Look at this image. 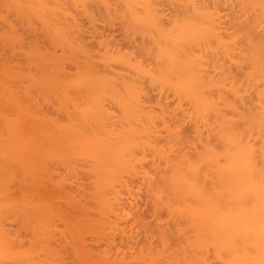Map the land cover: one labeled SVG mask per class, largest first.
<instances>
[{
    "label": "bare ground",
    "instance_id": "6f19581e",
    "mask_svg": "<svg viewBox=\"0 0 264 264\" xmlns=\"http://www.w3.org/2000/svg\"><path fill=\"white\" fill-rule=\"evenodd\" d=\"M14 1L16 2L17 6H18L17 15H18V17L23 19L22 25L24 26V28H28L27 29L28 32L31 31V33H29V34H31L30 36L36 35L34 38L30 37L32 40L30 41L29 46L34 48V49H37L38 55L40 57L39 58L40 62L37 65H33L30 62L28 56L26 55L27 56L26 62H27L28 67L30 69L28 78L31 79V83H32L26 88V92L29 95L28 99H46V97H49L47 99H64L62 102L65 101L67 103L64 102V104H63L64 106L63 105H61V107L59 106V108L57 109L58 113L61 110H63L65 105L67 106L72 99H74V101L73 102L71 101V103H76L77 101L81 102L82 101L81 99H85V97H86V99H91V97L95 96V94L93 92H91L92 90L96 91V94L99 95V98L103 95L102 97L105 99L106 95L108 94L109 95V97H107V99H108V98H110V94L107 92H111L112 98L114 96H116L114 94H117L118 98H120V100H127L129 98L132 99L135 95L136 98L138 100H140L138 102V100L135 99L134 105H136V106H135V108H133L134 110H132L130 108L132 111H129L131 115H134V116L138 115V116H136L135 119H138V118L139 119L136 120L134 123V121H133L134 119L132 118L131 120L133 121V123H131L132 121H129L130 120V118H129L128 122H127V126H122L125 123L121 124V122H119V124H121V126H114V125H118L117 121L114 125L110 123V125L112 127L111 132H109L107 130H103V129L107 128V127H105L107 125V124L105 125V123L106 122L108 123V121H109V120L106 121L107 117L109 116V115L107 116V114H106V112L109 111L108 109L104 110L106 112H104L103 110L101 112L102 114L103 113L106 114V115L105 114L102 115V116H104V115L107 116L106 118H103L101 115H99V114H101L100 112L98 114H96V115H99V117L97 118V116H96V118L97 119L100 118L101 123L103 122L101 120V118H103V120L106 119L100 125V126L104 125L103 126L104 128L100 129L99 128L100 126H98V130L96 129L97 127L94 128L95 130H93L92 126H94V125L90 124V122H91V120L92 121L97 120L95 118V114L94 115L84 114L85 110H82V111L80 110L82 107V105L80 103H77L75 105L70 103L71 105H68L69 106L68 110H70L73 107V108H75L74 109L75 112H78V111L80 113L83 112V115H84L83 118L84 119L82 121H86V123H89V124H86L83 122L82 124H84V125L80 124L81 125V127H80L78 123L82 122V121L79 122V120H80L79 116H81V115L76 114L77 119H79L77 122L76 117H73L70 114V113H73L74 110L70 113L68 112L69 117H67L68 119H66V122H69V121L70 122H69L68 126L66 125V130L68 131V133L71 134V136L75 135L78 137H80V136L82 137L84 135L83 137L84 138L86 137V139L88 138L89 141H92V139H94V141H92V142L97 141V143H99V142H101L102 139H103V142H105L104 138H107V137H103L101 135L104 131V133L105 134L107 133V135L109 133V136H111V135L113 137L116 136L115 138H117V139H119L121 136H123L120 138V140L126 139L128 141V139H130V141L128 144H126L127 141L125 140L123 142L124 143V145H123L121 141L116 140V141H114L115 143L113 142V144H111V146L113 145L114 148L116 147V145H119V146L121 144L123 145L119 148L116 147L115 149L112 146L113 153L115 151L113 156H115V158H118V156L120 155L119 156L120 159H118L119 161L115 160L116 161L115 163L119 162V164L117 163L118 165H116V166H119V168L116 167L114 164V168H116V169H114V170H116V171H114V173L117 172L115 174H118V175L120 174V176L122 175L121 179H120V177L118 178V176H115V174H114L113 180H111V181H105V178H102L101 180H104V181H101L100 179L97 178L96 181H93L92 183L91 182L86 183V181H84L85 183H82L81 181H83V180H81L79 183H76L75 186H71L68 189L67 196L63 198L64 200H66V202L69 206V208L67 209V214L65 215L66 220L68 221V218H69L68 216H71V219H72L71 222L73 223L72 226H73V228H74V226L76 228L75 231L71 232V234H67L66 232L62 231L61 234L59 235V238L55 240V243H53L55 245L54 246L55 249L59 248L60 249L59 252L61 254H63V253L65 254V261H68L65 264H142L143 262L141 260L144 259L145 257L140 258L137 255L139 258L138 257L136 258V254H137L138 249H140V251H139L140 253H143V254L148 253V255L153 254L152 246L154 243L151 242V239L149 238V236L153 237L154 232H155L154 228L151 226L149 221H147L153 230V233H152V231L150 233L151 229L149 227H146L147 223L145 220L140 219L139 216H138L139 219H137V216H135V215H134L135 217L132 216L133 215L132 214L133 208L130 209V207H131V205H133V203L131 202L129 205L130 206L129 210H132V211L127 210L128 205L127 204L125 205V203H127V202L122 201L123 199L121 198L124 194L122 195L120 189H118V186H116L114 184V183H120L121 187H125V189L127 191H129V188H130L129 194L132 193V191H131L132 187L130 186L131 185L130 182L128 180L126 181L125 177H124L125 180L122 179L123 175H124L123 173H125L126 171L128 172L129 171L128 169L133 170V168H134L133 171H135V169H136L135 167L138 168V166L140 167V166H142V164H143V166H145L146 163L145 162L142 163L141 162V161H143L142 159L148 160L146 158L148 156H149L148 158H151L152 155L154 157H155V155L159 156V157H155L153 159V160H155L154 162L158 161L159 162L158 164H160L161 163L160 160H164V162L167 163V166L169 167L168 170L163 172L161 170V166H163L162 164H164V163H161L160 165H158L157 163H154L153 160L148 161L150 163L153 162L154 164H157L160 167V170L162 172V173L160 172L161 176L159 175V172H158V175L161 177V178L159 177V181L160 180L161 181L159 182L158 187H156V191L161 193L159 198L162 197L163 196L162 194H164V193L165 194L166 193H170V194L176 193V194L180 195V197H179L180 200L181 199H182V201L185 200V201H183V203L187 202L189 210L191 212L195 213V216L190 214V213L189 214L195 218L194 229H195L196 237H197L198 241H199V237H200V241L203 239L201 241V243H197L198 241L196 242L197 245L200 244V247L202 248V252H204V253L207 252V250L204 249V247L205 248L207 247L206 246V240L208 238V235L211 234L215 238L216 242H217V239L220 238L218 248L219 249L223 248V249H225L223 251H227V253L229 252L226 259L224 258L226 264H264V0H240V3H239L240 5H238L240 8L243 6V9L245 10V11L243 10L244 12L241 13L242 15L250 14L251 16L248 15L249 19H250V17H252V16L253 17L251 18V21H249V23H244L243 26L244 27L247 26V28H243V26H242V29L240 30L242 35H243V32H245V30H246V34L244 33V35H243V37L245 39L244 42L246 43V45L245 44L243 45L244 50H242V51H240L238 48V50L240 51L239 55L242 54L243 51H244V53L246 52V54L240 55L239 56L240 60H239L237 58L238 53H236V52H238V50L236 49L237 51L236 50L234 51L235 52L234 57H235V59L237 58L238 62H235V61H233V62L235 64L239 63V65H240L241 59L243 58L244 60L242 59L243 60L242 63L247 62L249 64V66H248L249 69L248 68L247 69L250 71H247V70L245 71L247 64H245L246 67L244 64L241 66L242 69H244V70L239 68V66L237 65L239 70H242L241 72L243 74L245 72L248 73V74L246 73L247 75H245V74L242 75V73L241 72L239 73V71H238L236 74L237 75L241 74L239 77L243 76V78H244V76H246V78H244V79H246V81L245 80L239 81V77H237V75H235L236 71H234L235 69L238 70V68L237 67L235 68L234 66H233L234 68H232V66H230V68H228V69H230L229 71H231V68H232L234 75H235L234 77L238 78V80L235 79V82H236V80H237V82L239 81L242 83H244V81L247 82L246 85H245V83L243 84L246 87V91H249L251 89L253 91V93H255L254 90L257 89V88H255V86L257 87V85H255V84H257V82L259 83L258 86L259 85L262 86V88H258V89H260L258 91V96H259L258 98H260L258 100V102L260 101L259 103L261 104V108L257 109L259 107L258 106L256 108V110H257L256 113H251L249 115L246 114V117L243 116L242 118H243V121L245 119V121H244L245 124H242L243 125L242 127H239L241 125L238 126L234 122L235 120L232 119L233 117L231 119L230 118L228 119V117H227L228 115H226V111H225V110H227L228 107L225 108L226 107L225 104H227V103H224V102H226V101H224L226 97L224 98V96H222L224 99L223 98H222L223 100L221 99L223 101L221 104L224 103L223 104L224 107L219 103H218V105H216L215 104L216 101L215 102H213V100L211 101V99H214V97H216V99H218L217 98L218 96L211 94V89L209 90V88H212V86H213V87H217V88L219 87L221 89V86L224 85L223 83L219 84V86L217 85L221 81L217 82V80H216L217 76L216 75H218V74L220 75V73L218 72L215 75H213L214 73L211 74V71L209 72V70H207V68H208L207 65H206L207 67L204 68L205 62L203 61L204 64L202 63V61L200 62V60H202V59L198 58V60H199L198 61V60H196L197 58H194L195 56L189 57L190 54L193 55L197 51L194 53H190L189 52L190 49L184 50L187 47L186 48L182 47L183 45H185L184 42L187 43V40L189 42L190 39L192 40L194 37L196 38L195 34H198L197 35L198 37H204V38L211 37V39H212V37H215V39L217 38L219 41L217 44V42H215L213 39V41L216 43V45H218L217 47H219V45L223 44L224 47L220 46L222 49L224 48L223 53L228 55V58L231 55L233 57V54L230 55L228 53H231L232 52L231 50L234 49V47H233V45H230L233 48H231L230 46H229L230 47L229 48L227 46L228 44H226V42L224 41V36L220 33V31H218L219 29H217L218 24L216 26L217 28L212 26V25L209 26V23L206 22L205 18H203V19H205L204 24L205 23H206L205 25L208 24V26L211 28L210 29H196L195 25L193 24L194 25L193 27H195V29L193 28V33L195 36L192 33H191L192 35L191 34L190 35L194 36V37L187 35L190 33L189 32V33L185 34V37H186L185 38L184 35L182 36V34H180L181 31L178 30V32L180 31L179 34L182 36V39L180 40V37L177 36V34H178L177 33L176 37L179 39L177 42H175V41H173V42H175V44L176 43L179 44L178 43L179 41L181 43H184L183 45H180L181 43L179 45L176 44V46H180L182 50L179 49V47H176L173 42H171V43H173V46H175L177 49L183 51L186 54V55H184V59H183V56H181L183 54V52L181 53L180 51L172 50L175 48L173 46L171 49L172 52L170 51V49L169 50L163 49L162 45H164V44L162 42H167V38H168V35H165V32H164V36L167 37L166 41H165V37L163 39L162 38L163 36L161 37L159 34V36L161 37L160 38L156 34V36L162 40V42L160 40L162 45L159 44V42H158L159 40H157L158 43L155 41H154V43L152 42L153 46L151 43L150 44H144L145 39H147V42L153 41V39H151V38H144V39L141 38L140 40L144 41V42H141V41H139V42H141L143 44L137 42L138 41V39H137L136 42L138 43L139 46L137 47V43H136V46H135L136 48L134 47L136 49V51L132 47L134 49V52H135V53H133V52L132 53L136 56L135 58H138V61H137V59L133 58L134 56L132 55L131 52H130V54L132 56V61H131V56L129 53H128L129 55H126V53L122 54V55L124 57L130 56L129 57L130 59H127L130 62H133V60H134L135 62H133V63H136V61L140 62V60H141V61H144V63L149 62L148 63L149 65L153 64V66H155V67L151 66L154 69L152 68L153 70H151L149 72L147 70L149 68V66H148V68H146L147 66H145L143 64V62H140L139 64L138 63L134 64L135 66L138 65L136 68L134 67V65L132 66V64L129 62V64H131L130 66H132V67H129V69H132L134 67V69H133L134 73L131 75L132 77H134V79L132 78L131 80L129 79L130 81H127L126 80L127 78L122 77L123 81L125 80L124 82H122L121 81L122 78H121V80L118 77L112 78V76L110 77L109 74L113 73L116 76H121L122 73L124 74V72L119 71L120 69L117 70L120 65H121V67H123V64H121V62L124 60L123 59L124 57H121V56L116 57V53H118V52H115L116 59L114 58L115 62H113V64H112V61L110 62V60H113V59H110V58H112L114 56L111 55V53L108 54L110 51H108V52H106L107 50H104V52L102 51V49L107 48L109 46H112V45L108 46L109 42L107 44H103L101 42L100 46L98 44L99 49L95 45H93V46L91 44L85 45V40H84L85 38H83L82 30H81L84 28L80 27V26H84V24L79 26L76 23V22H78V20L74 21L75 17H73L72 13H71V11L74 10V8L77 6V4L74 5V3H73V6H75V7L72 10L70 9V7L68 5L70 2L72 3L73 0L72 1L68 0L69 2L66 0L68 4L64 3L65 2L64 0H60L61 2L58 0H14ZM83 1L85 2L88 0H74V2L78 3V4H80L81 2H82L81 4H83ZM91 1L90 2L88 1V2L92 5ZM111 1L109 4L110 6H111ZM122 1L124 2L127 0H122ZM128 1H127V3H128ZM149 1L150 0H148L147 5L145 3V5L147 7H144V8H147V12L152 11V13H151L152 15H153V13H155V14L159 13L161 15L163 13L162 11H164V10H161V13H160V11H157V9L155 8V7H157L156 4H154L156 1H154V0H153L154 2L152 0H151V2H149ZM202 1L203 2H201V3H204V1L206 2L207 0H202ZM215 1H217V0H215ZM233 1H235L237 3V0H233ZM96 2H98V1L95 0V4L98 5V3H96ZM102 2H103V0H102ZM143 2H144V0H143ZM161 2H162V4L160 3L161 6L165 4V3L163 4L164 1L161 0ZM194 2H196V0ZM208 2L210 3L211 1L208 0ZM100 3L101 2H99V4ZM139 3H140V1H139ZM156 3H158V2H156ZM219 3H221L220 5L224 4L223 2H219ZM104 4H106V3H103V5L102 4L101 5L106 7V5H104ZM113 4H116L115 0L113 1ZM117 4H121V3L119 2ZM117 4L114 5V8H115V6H117ZM132 4H134V2L133 3L131 2V5ZM160 4H157V5H160ZM215 4L217 5V2L214 3L213 5L215 6ZM124 5H126V3H124ZM129 5L130 4H128V6ZM187 5L188 4H186V6ZM189 5H191V3ZM189 5H188V7H186L187 9L189 8L187 12L190 11ZM193 5H194V3H193ZM213 5H211V6L213 7ZM81 6H83V5H80V6L78 5V10L80 7V8H82V11H83L84 10L83 8L85 6H83V7H81ZM93 6L95 7V5H92V8H93ZM122 6H123V4H122ZM122 6H121V8H123V7H124V9L127 8V6L126 7L125 6L122 7ZM132 6L130 9H133L132 10V13H133L136 6L134 8H132ZM143 6H144V4H143ZM196 6H197V4H196ZM204 6L207 10V7L205 4H204ZM207 6H208V4H207ZM211 6H209V9ZM98 7H99V5L96 6V8H98ZM138 7L140 8V4ZM200 7L201 8H199V5H198V8L202 9V6H200ZM186 8L184 5V9H186ZM219 8H220V6H219ZM119 9H120V7L118 9H116V11H118ZM181 9L182 8H180L179 11H181ZM184 9H183V11H184ZM212 9H211V11H212ZM214 9L216 10V8H214ZM214 9H213V11H214ZM69 10H71V11H69ZM93 10H90V12H92ZM106 10H108V7H107V9L105 8V11ZM128 10H129V8H128ZM138 10L137 11L139 13L140 9H138ZM141 10H142V7H141ZM158 10H159V8H158ZM241 10H242V8H241ZM99 11L101 12L102 10H99ZM166 11H168V10L166 9ZM191 11H192V5H191ZM211 11H210L211 15L209 14L210 15L209 19L211 16L217 14L216 13L217 10L214 12L215 14H212ZM250 11H252V12L255 11L256 15H255V13L252 15ZM80 12H78V13H80ZM85 12H86V10H85ZM90 12H88V13H90ZM141 12H144V11L142 10ZM165 12H164V14H165ZM206 12H205V16H206ZM82 13H84V12H82ZM82 13H81V15H82ZM110 13L111 14L113 13V15H111ZM120 13H122V12H120ZM144 13H140V14H144ZM183 13H185V11ZM200 13L203 16L202 12H199L198 14H200ZM31 14H33V16L39 18L41 24H43V22H41V21H44L45 18L47 19V21L49 20V22L55 27V29H57L56 31H58L59 33L62 34V36L60 35V37L61 38L63 37V39L66 41V43H67L66 46H67V49L69 50L68 52H71L73 55H75L77 58H74V60L77 59V61H74L72 58H70V59H72L71 61H73L72 63H70V60H67L68 65L67 64H66V66L62 65L64 62L66 63V61H64V62H61V61L69 59L68 55H70V54H66V53H68V52H65L66 50L63 52L61 50L60 51L61 56H59L60 53L58 54V52H59L58 48H60V47H57V44L54 43L55 39L53 40L52 37H55V36L53 34H52V37L50 36L51 35L50 31L52 29L51 26H50L51 27L50 30H48L49 28L46 29L47 31H45V32L47 34H44V36H41L42 33H40L41 34L40 36L43 39H41L40 36L37 37V34H38L37 32H40L39 31L40 28L43 29L42 27L45 26L44 28H47L48 26H46V22H45L46 20H45L44 21L45 24L40 25L41 26V27L39 26L40 28H38L37 26L33 27L34 21L31 19V17H32V16H30ZM106 14H108V13L106 12ZM116 14H119V12H116ZM116 14H115V12H109V16L111 15V17L115 16ZM159 14H156V15L160 16ZM201 14L199 16H201ZM167 16L169 17V15H167ZM189 16L192 17L191 15H189ZM205 16H203V17H205ZM217 16H218V14L215 15V18H217ZM248 16L247 17L245 16L247 18V20H249ZM89 17H91V15ZM149 17H150V15H149ZM242 17H244V16H242ZM42 18H44V19L41 20ZM150 18L152 20V17H150ZM194 19H195V17H194ZM209 19H207V20H209ZM17 20L20 21L19 19H17ZM157 20H158V18H157ZM169 20H168V24H167V21H166V23L164 22L165 23V25H163L164 30H163V28H159V29L157 28L156 33H159V32L161 33V29L163 31L167 30L168 32L172 31V30H168V29L165 30V26L167 25V27H168L170 22H172ZM247 20L245 22H248ZM153 21H151V23ZM161 21H163V20H161ZM179 21H181V20H179ZM199 21H201V20H199ZM211 21H209V22H211ZM215 21H216V19H215ZM49 22H47V23L50 24ZM212 22H214V21H212ZM147 23L149 24L148 21H147ZM184 23L186 24V22H184ZM154 24H157V22L155 21ZM188 24H190V23H188ZM161 25L162 24H160V27H161ZM191 25H192V23H191ZM157 26H158V24H157ZM151 27L153 28V26H151ZM155 27H156V25H155ZM206 28H207V26H206ZM259 28H260V30L262 28V30L261 31L258 30ZM179 29H180V27H179ZM163 31H162V34H163ZM187 31H189V30H187ZM32 32H34L35 34L33 33V35H32ZM84 32H83V34H84ZM152 32L155 33L154 30L151 31V33ZM173 32L175 33L177 31L175 30ZM59 33H58V35H59ZM151 33H150V35H151ZM237 34H239V36H241L240 33H237ZM219 35L222 37L219 38ZM48 36H50V38H48ZM156 36L154 35L153 38L159 39ZM171 36H169V38ZM188 36H190V37L187 38ZM239 36H238V39H239ZM45 37H47V39ZM176 37H175V39H176ZM183 37L185 40H183ZM230 38L231 39L229 41V37H228L227 43L231 42V40H233V41H235V39L238 40L237 38L234 37V35L233 36L231 35ZM49 39H50V42L48 44L47 40H49ZM149 39H151V41H149ZM41 40H42V42H41ZM44 40H46V42ZM51 40H53L52 43H51ZM64 40H63V42H64ZM171 40H173L172 37L168 41H171ZM182 40H183V42H182ZM205 40L206 39H204V41L202 40V43H205ZM193 41H194V39L192 41H190L189 43H187V46H188V44H190L191 45L190 48H192L193 47L192 45L195 42V41L194 42ZM38 42H40L39 43L40 45H41V43H46L48 46H50L51 44L54 43L53 45H55V46L54 47L50 46V48L52 49V51H51V49L47 45L44 46L46 48H44V47L42 48V45L40 46L38 44ZM55 42H56V40H55ZM202 43H200V44H202ZM235 43L233 42L232 44H235ZM243 43L238 42V43H236V45L241 44L240 46L243 48V46H242ZM129 44H130V42H129ZM132 44H134V42H132ZM154 44L155 45L157 44L158 47L155 46ZM166 44L168 46V43H166ZM126 46H127L128 50L129 49L131 50V48H130L131 46L128 47V44L127 45L122 44L121 47H119L118 44L115 45V47L118 50L120 49L119 54L121 51L122 52L124 51V48ZM169 46H170V44H169ZM169 46H168V48H169ZM209 46H211V48L215 49L214 47H212L213 45H209ZM165 47L166 46H164V48ZM200 48H204V46L199 47V49ZM206 48H209V47L207 46ZM53 49H54V51H53ZM209 49H207V51L204 53L205 56H206V53H209V55L212 53H214V55L220 54V53L213 52L214 51L213 49H212L213 51H211L212 53H210V52H208ZM195 50L196 49H194V51ZM115 51H116V49H115ZM125 51H126V49H125ZM129 51H126V52H129ZM173 51H175L176 53ZM185 51L189 52V56H188L187 52H185ZM198 51H200V50H198ZM203 51H205V50H203ZM220 51H222V50L220 49ZM101 52H103L104 54H101ZM177 52H180L179 53L180 55H178ZM191 52H193V50H191ZM197 53L202 54L203 53L202 49L200 52H197ZM223 53H222V55H223ZM71 55H70V57H71ZM195 55H197V54H195ZM214 55L212 54L209 57L210 58L211 57L216 58L217 55L216 56H214ZM226 55H224V56L227 57ZM243 55H245V56L241 58V56H243ZM66 56L68 58H66ZM80 57H82V59H80ZM202 57L203 56H201V58ZM60 58H63V60ZM205 58L203 57V59H205ZM218 58H219V56H218ZM222 58H221V60H222ZM57 60H59V61H57ZM125 61H126V59H125ZM125 61H123L122 63H124ZM128 61L125 62L124 64L127 65L126 63H128ZM210 61H212V58L210 59ZM217 61H216V65L219 63L220 59L218 62ZM115 63H118L117 65H119V66L116 67L117 65ZM147 63H145V64H147ZM212 63L214 64V62H212ZM129 64L127 66H125L126 68L125 67L124 68L127 69ZM206 64L211 65V63H208V62ZM220 65L222 66L223 63ZM220 65H217V67L216 66L214 67V65H213V67L209 66V68H213L214 70L216 68L219 71L221 68ZM218 66L220 67L219 69H218ZM141 67H144V68H141ZM151 67L149 68V70L151 69ZM225 67L227 68V65ZM17 68L20 69L19 64H17ZM138 68H139V71H138ZM155 68L159 69L160 71L156 70ZM226 68H225V70H226ZM136 69L138 72L135 71ZM222 69H224V68H222ZM141 70L144 72L146 71L145 73H143V74H145V76H143V77H142L141 73H140L141 76L138 74ZM118 71L121 74H119ZM152 71L156 72L157 75H158V73L160 74V78H159V76L156 77L157 75L155 76V78H158V79L162 78L161 77L162 72L164 75H166V73L169 74V75H166L169 77H164L162 75L165 79H169L175 75H178L176 77H180V76L184 77L185 76V78H187L184 80V82H186L188 84V86L190 88L189 90H192L196 94L200 93V97L201 96L203 97V99H200V98L199 99H192V103L189 102V104H192L194 106V110L192 111L194 113H191V114L193 116L196 115L194 117H198L197 119H202L205 122L209 117L210 118L212 117V119H213V117H215V121L218 124L217 125L218 127L216 128L217 130L216 129L215 130L218 131V129H219V134L215 133L214 129H213L214 132L210 131V133L213 132V133H211L212 135H215V134L219 135L216 137L217 138L220 137V139L222 140V143L220 142L221 143L220 145H223L222 149L219 150V148H218L219 145L218 146L216 145L217 146V148H216V147L212 146L213 144L212 145L207 144V146L204 148L203 147L205 145L204 143L208 142V141L204 142L203 140H201L202 139L201 138L199 141L204 142L202 144L203 146H201L204 149L201 152L198 150L199 151L198 152L195 148V150L198 153L196 151L195 152L192 151L195 154L189 153L191 151L188 152L187 148L188 147L190 148V146H191V145H189L190 143H192V142L194 143L195 140L197 141V138H196L197 136L195 137L194 141H193V138H191L192 142H190V141L187 142L188 140L186 139L185 131L187 133V136L190 135L189 134L190 132L183 129V126L185 124L182 125L183 123H181V126H180V125H177L178 122L174 123L175 125H173L171 123L172 124V127H171L172 129H171L170 123L168 125V123L165 120L166 118H167V120H169L175 114H177V116H178L180 114V112L177 111L176 108H174V109H176L175 111H177L179 114L178 113L173 114L174 110H173V112L171 110L170 112H172V116H171V114H167V113L166 114L164 113L165 114V116H164L163 112H161V114H163V115L158 113L161 115V116L160 115L158 116V114L155 113L157 110L155 112L153 111L152 113L148 111V109L145 107V104H142L141 99H152V97L150 96L151 94L150 95H148V94L152 93L153 90L152 89L148 90L147 87H149V86H147L148 84L146 82V81H150V80H151V82L155 81V80L158 81V79L152 80L146 75L147 72H149V74H150ZM226 71H228V70H226ZM213 72H217V71L215 70ZM221 72H222V70H221ZM128 73H130V72H128ZM128 73H126V74H128ZM137 74L139 76H137ZM153 74H155V73H153ZM224 74H222V75L226 76V72ZM227 74H233V73L231 71V73L229 72ZM170 75H171V77H170ZM131 76L128 75V78ZM135 77H137L139 79V81H138V79H135ZM140 77L142 79H144V81H145L144 82L146 84L145 88H144L145 85L142 86L144 83H141V85H139L140 84L139 82L142 81ZM226 77H227V80H229V82H230L232 80L231 77H233V76L230 75V77H228V76H226ZM148 78L150 80H148ZM218 78L220 79V77H218ZM163 79H162V82H163ZM224 79H226V78L224 77ZM242 79H240V80H242ZM78 80L79 81L82 80V81H80L81 83H77V82H79ZM179 80H180V78H179ZM215 80H216V82H215ZM117 81H118V83H119V81L122 83L117 84ZM157 81H155L156 84H157ZM224 81H226V80H224ZM233 81H234V79H233ZM233 81H232V83H234ZM17 82H18L17 76H15L14 81H13V89L14 90H17V88H18ZM222 82H223V80H222ZM260 82H261V84H260ZM158 83L160 84L161 82L159 81ZM242 83H238V85L242 84ZM151 84H149V85H151ZM105 85H109V86L112 85L110 87H113V88H110V90L112 89V91L114 93L109 90L108 86L105 89H108L109 91L104 90V87H106ZM215 85H217V86H215ZM225 85H224V88L226 87ZM238 85L234 84V86H238ZM243 85H241V86L239 85L241 87L239 89V91L242 89ZM161 86H162V83H161ZM229 86H227V88H230ZM122 87L125 88V90ZM150 87L152 88L153 86H150ZM150 87H149V89H150ZM252 87H253V89L254 88L255 89L253 90ZM219 88L217 90H219V93H220L221 91ZM232 88H233V86H232ZM121 89H123L125 91V92L123 91L125 93L123 95L124 96L126 95V97L129 96V95H127L128 93H126V92L130 93V91H131L132 93H130V94H133L134 92L137 94L134 93L133 95H131L132 98L129 96V98L126 99V97H124L122 94H119V93H122L120 91ZM126 89L128 91H126ZM146 89L148 92L150 91L149 93L146 91L148 94H144L145 93L144 91ZM235 89H237V88L235 87ZM165 90L170 92V90H167V89H165ZM234 90L233 89L231 90V88H230V90L227 92H232ZM141 91L144 93H141ZM214 91H216V90H214ZM223 91H226V89ZM239 91L235 90L233 92V94H235V97L245 98L243 95L241 96L239 94L242 92V90L240 92ZM159 92L161 93L160 96H162L163 90H161ZM227 92H226L227 95L224 92L225 96L231 97V95H233V94L229 95V93H227ZM104 93H106V94H104ZM242 93H244V91ZM246 93L247 92H245L244 95ZM120 95H121V97L123 96V98H121ZM142 95L145 98H143ZM220 95H222V94L220 93ZM220 95H219V97H220ZM255 95H256V93H255ZM165 96H166V94L164 95V98L166 99ZM167 96H168V94H167ZM233 97H234V95L231 98L233 99ZM235 97H234V99H235ZM161 98H154V99H161ZM220 98L218 100H220ZM68 99H71V100H68ZM78 99H80V100H78ZM228 99H226L227 102H228ZM236 99H238V98H236ZM75 100H76V102H75ZM177 101H180V100H177ZM143 102H144V100H143ZM181 102L183 104L182 99H181ZM166 105L168 106L169 104H166ZM192 105H190V106H192ZM68 106H67V108H68ZM70 106H71V108H70ZM79 106H80V109L78 110V108H76V107H79ZM193 106H192V108H193ZM219 106L220 107L222 106V108H224V109L220 108ZM229 106H230V108L235 110L236 105L235 106L231 105V102H230ZM136 107H137V109H136ZM176 107H182L180 109L181 110L183 109V105L178 106V103H177ZM144 108H146V109H144ZM135 109H136V111H135ZM190 109L191 108L188 109L189 110L188 113H190ZM65 110H67V109H65ZM166 110L167 109H165V111ZM183 110H185V108ZM188 110H186V112ZM234 110H233V112H234ZM144 111H148L149 113H146ZM157 112H159V111H157ZM166 112H168V111H166ZM186 112H183L182 114H180L179 116L181 118H179V119H177V116H175L176 119L182 120V117H183V119L185 117H187L188 115L185 116L187 114ZM227 113L229 114V111H227ZM183 114H185L184 115L185 117L181 116ZM168 115H170L169 119H168ZM141 116L144 117L143 118L144 120L140 119ZM172 118L175 119L174 117H172ZM235 118H237V117H235ZM116 119H118V118H116ZM116 119H114L113 121L115 122ZM185 119H187V118H185ZM185 119H184V122H187L189 120V119H187L185 121ZM119 120L123 121V119H118V121ZM162 120H164L163 121V122H165L164 124H163ZM194 120H195V118L193 119V121ZM239 120L241 121V119H239ZM110 121H112V120H110ZM138 121L141 122V124ZM160 121H161V123H160ZM195 121L193 123L191 120V121H189V123L192 122L194 124V126L192 125L193 128L196 127L194 129H198V130L201 129L200 127H202L203 124L201 125L200 123L202 121L201 120L198 121V123L200 122L199 123L200 125H198V123H197L199 128H197V125H195L196 124ZM212 121L213 120H211V123L214 124V122H212ZM157 122L160 123L161 127H163L166 124L168 125V126L166 125V127H163V128H166L165 129L166 133H169V134H166L167 139L164 136H162V138L160 137L161 139H159V137L156 136V134L158 136H159V134L165 135V133L162 132V131H164V129L162 128L161 130H159L158 129L159 126H156ZM170 122H172V119L170 120ZM236 122L238 123L237 120H236ZM129 123H131L132 125L134 124L133 127L131 124L128 125ZM138 123L140 124V126L143 123L144 124H143V126L138 128V125H137ZM208 123L209 122H206L205 126ZM216 123L214 125H216ZM186 124H188V123H186ZM213 124H211V125H213ZM85 125H87V126H85ZM135 125H136L137 129H136ZM128 126H129V128L126 131V133H128V134L124 133L123 131H120L122 128H123V130H125L124 127L127 128ZM209 126L210 125L208 124L206 127H209ZM64 127L65 126H63V129H64ZM85 127H91L93 130V132H92L93 134L91 133L92 130H90V132H89V130H88L89 128L84 129ZM114 127H116V129L117 128L120 129L121 127L122 128L120 130H118V129L116 130ZM173 127H175V128H173ZM211 127H213V126H211ZM113 128L118 132V134H116V131ZM130 128L133 129L134 136H133V134H131ZM134 128H135V131H134ZM213 128H215V127H213ZM86 130H88L89 133ZM207 130L208 131L212 130V128H210V129L207 128ZM95 131L96 132L98 131L99 135H98V132L96 134ZM201 131L203 132L202 129L199 130V132H201ZM121 132H122V135H121ZM194 132H195V130H194ZM113 133H115L116 135H114ZM208 134H209V132H207V136H208L207 138H210V136ZM129 135L130 136L132 135V136L130 137ZM204 135L206 136V133ZM254 135L255 136L258 135L257 137L260 139V144L258 147H255L251 143V138ZM98 136H99V138H98ZM101 136H102V139L100 140ZM128 136L130 138H128ZM153 136H156L158 139H156V137H153ZM89 137L91 140L89 139ZM188 137H190V136H188ZM198 137H199V135H198ZM131 138H134L133 139L134 141ZM95 139H96V141H95ZM189 140H190V138H189ZM212 140L213 139H210V141H212ZM218 140H216V141H218ZM160 141H161V143L165 142V143H163L164 146L161 147L162 144H160ZM116 142L117 143L119 142V143L117 144ZM185 142H186V144H185ZM187 143L189 146L186 148ZM213 143H215V142H213ZM166 145H167V149H170V152L173 153V155L176 154V158L172 154H169V153L167 154L168 150L166 149ZM184 145H186V146H184ZM177 146H178V149H177ZM197 148H200V147H197ZM116 149H118L119 152ZM116 151L118 152V154L116 153ZM140 155H142V156H140ZM150 155H151V157H150ZM169 155H171V157ZM141 157H142V159H141ZM172 157H174V158L172 159ZM157 159H159V160H157ZM139 162H141L142 164ZM137 163H139L140 165H138ZM153 163L150 164L152 167H153ZM157 165L154 166L153 168L157 167ZM168 167H166V168H168ZM144 168L146 169V167H144ZM117 169H119V170H117ZM154 170H153V173H155ZM142 173H144V172H142ZM140 174H139V176H140ZM86 175H87V173H86ZM145 175L146 174H144V176ZM144 176H142V177H144ZM149 176H152V175H148V179L151 178V180H149V182L150 181L155 182V180L158 179L157 178L155 180L154 179L152 180L153 176L152 177H149ZM116 179H118V180H116ZM143 179L146 180L145 178H143ZM148 179L146 180V184L148 182ZM131 180H132V178H131ZM149 182H148V184L151 185V182L150 183ZM154 182H152V185H151L152 187H154L153 185L156 183V182L155 183ZM157 182H158V180H157ZM146 186L148 187V185H146ZM139 187H141V186H139ZM3 189L5 190V188H3ZM66 189L67 188H65V190ZM110 189H113L112 192L109 191ZM153 189H155V188H152V190ZM153 191H155V190H153ZM165 194H164V196H165ZM170 194H168V195H170ZM131 196H133V195L131 194ZM181 196L183 198H181ZM165 197H163V198H165ZM163 198H161V199H163ZM223 199L226 201H224ZM135 200H136V198L133 201L134 203L136 202ZM0 201H2L1 198H0ZM168 201H169V199H168ZM128 202H130V201L128 200ZM0 205H4L6 207L5 209L3 208V206L0 207V210H1L0 215H1V213H3L2 215H3V217H5L4 213L6 212L5 214H7L10 212L9 206L4 202H1ZM133 206H134V209L137 208L136 207L137 203L134 204ZM138 208H141V207H138ZM155 208H157V207H155ZM5 220L7 221V218ZM139 220H141L143 222H138ZM144 222L146 223L144 226L146 227L147 231H146L145 227H141V228H144L143 230L146 232H148V229H150V230H149V236L147 235V238H145L149 242L146 241V243H144V245H143V242L140 239L141 236L139 235L140 232L138 233V231L136 230V225H134V224L137 223V226H138L140 223L144 224ZM81 223L86 225L85 229L80 228ZM141 224L139 226H141ZM1 226H2V224H1ZM133 226L135 227V229H133ZM99 227L102 228V229H100V231H102V232L104 230L105 231L103 233L102 232L101 233L95 232L97 234L96 235L94 233V230H95V228H97V230L99 231V229H98ZM108 228H109V230H108ZM0 230H1L0 232H2V230H4V232H6L5 229H0ZM97 230H95V231H97ZM134 230H136L137 233ZM4 232H2V233H4ZM83 233H85L84 235L86 237L88 236V234L90 236L91 235L94 236V237L91 236L93 241L87 242L86 241L87 238H85V236L84 237L82 236ZM93 234H95V235H93ZM145 234H147V233H145ZM200 234H201V236H200ZM0 235H2V234L0 233ZM8 235L9 234H4V236L2 235V237H0L1 238L0 239V264H3V262H2L3 259H9L7 261L10 262L11 259L7 258V257L10 256L9 253L10 254L14 253L15 252L14 249H16L15 247L9 248L10 247L9 244H13L14 241L12 242L13 239H11L9 237L11 235H9V236ZM144 236H146V235H144ZM7 237H9V239ZM95 237H98L97 240L94 239ZM165 237L167 238V235H165ZM165 237H164V239H165ZM102 238H104L105 240H103ZM9 240H10V242H8ZM87 243H89L91 245H89ZM13 245H11V246H13ZM240 247H243V249H239ZM10 249H12L14 252H10V251H12ZM144 250L147 252H145ZM186 251L187 250H185V254H184V252H182V255H184L183 258L179 257L180 260L175 261V262H178L179 264H182L181 262H183V261H184V264H196V263L197 264H208L207 263L208 261H206L207 259H205L204 254L202 252H196L194 255H190V253L188 254ZM173 254L178 255V253H173ZM173 254H171L172 257H170V258L167 257V259L165 258L166 264H171V262L174 261ZM218 254L221 255L222 253H218ZM179 255H181V254H179ZM13 256H11V258H13V259L16 256L19 257V252H15L13 254ZM178 256L174 257L175 260L178 258ZM169 259H171L172 261L169 262ZM191 260H194V261H191ZM8 262H4V264L5 263L9 264ZM178 263H175V264H178ZM144 264H149V262H144Z\"/></svg>",
    "mask_w": 264,
    "mask_h": 264
},
{
    "label": "rangeland",
    "instance_id": "374dc122",
    "mask_svg": "<svg viewBox=\"0 0 264 264\" xmlns=\"http://www.w3.org/2000/svg\"><path fill=\"white\" fill-rule=\"evenodd\" d=\"M58 1H60V0H58ZM64 1H63L64 3H67L68 0L67 1L64 0ZM88 1L90 2L91 0H88ZM88 1H85V2L83 1V4H81L82 2L81 3L79 2L80 4L75 3L74 0H73L72 3L71 2L69 4L67 3L71 10L75 7V6H73V3H74V5L77 4V6L74 8V10H72V11L69 10V11H71L72 16L75 17L74 21L78 20L79 23L78 22H76V23L79 26L84 24V26H80V27L84 28V29H81V30H82V36H83V38H85L84 39L85 40V45H88V44L89 45L91 44L92 46L95 45L98 49H99L98 44L100 46L101 42L103 44H107L109 42L108 46L112 45V46L107 47L108 49L107 48L102 49L103 52H104V50H107L106 52L110 51L108 54L111 53V55L114 56V57H112L110 55L112 57L110 59H113V60H110V62L112 61V64H113V62H115L114 58L116 59V57H118V56L124 57L122 54L126 53V55H129L130 52L131 53L132 52L135 53L134 49L136 48L135 47L136 43L141 41L140 40L141 38H143V39L144 38L153 39V41H151V39H149V41H151V42H147V39H145V42L141 41V42H144V44H150L151 43L152 46H153L154 41L157 42V40H159L158 41L159 44H161V45H162V43L164 44V45H162L163 49H167V50L170 49V51H171L173 43H174L175 46L177 44V43L175 44V42H177L179 38L176 37V34L177 33L179 34L180 31H181L180 34H182V36L184 35V37H185V34H187L189 32L190 33L187 34V35H190L191 33L194 35L193 28L195 29V27H196V29H210L211 27H209V26L212 25V26L216 27L217 24H218V26H217L218 28L217 27L216 28L219 29L218 31H220V33L224 36V41L226 42V44H228L227 46L229 47L230 45H233V47H234V49H232V50L230 49L232 52L230 51L231 53H228L230 55L233 54V57L231 55L228 58V55L223 53V49L224 48L223 49L221 48V47H224L223 44L219 45V47H217L218 45H216L215 42H217V44H218L219 41H218L217 38L215 39V37H212V39H211V37L204 38V37H198L197 36L198 34H195L196 35V38H195L194 37L195 35L191 36L192 35L191 34L190 36L194 37L193 38L194 41L197 39L195 42L193 41L194 42V44L192 45L193 49L190 48L191 47L190 44H188V46H187V43H189L193 39L192 40L190 39L189 42L186 39L187 43L184 42L186 46L183 45L184 43H181L180 41L178 43L179 44L181 43L180 45H183L182 47H184V48L187 47L184 50H189L190 49V51H189L190 53H194L196 51L200 52L201 49H202L203 53L202 54L201 53L198 54L196 52L195 54H197V55L190 54V56H189V52H187V51H185V52H187L189 57H191V56L194 57L195 56L194 58H197L196 60H198V58L202 59V60H200V62L202 61L203 64L205 62L204 68H206L208 66L207 70H209V72L211 71V74L214 73L213 75H215L218 72L220 73V75L218 74L219 76L216 75L217 76L216 77L217 82L221 81L217 85L219 86V84H222V83L224 85L226 84L225 88H224V85H222L223 87L220 85L222 90L218 87L220 89V91H221L220 93L222 95H220L219 90H217L218 89L217 87H213L212 86L213 89L209 88V90L211 89V94H213L215 96H218L217 97L218 99L221 97L220 100L216 99V97H214V99H211V101L213 100V102H215V101L217 102V103L215 102L216 105H218V103L221 104L223 102L222 100L226 97L225 100H224L226 102H224V103H227V104H225L226 105L225 108H227V107L229 108V109L227 108V110H225L226 111V115H228L227 116L228 119L229 118L231 119L233 117L232 119L235 120V121L234 120L233 121L238 126L241 125L239 127H242L243 126L242 124H245V122H244L245 119L243 121L242 117L243 116L246 117V114L249 115L251 113H256V111H257L256 108L258 106L259 107L257 109L261 108V104L259 103L260 101L258 102V100L260 99V98H258L259 97L258 96V91L260 90L258 88H262V86H260V85L258 86L259 83L257 82V84H255V85H257V87L254 85L255 88H257V89L254 88L255 89L254 90L253 87H252V89L255 91L256 95H255V93H253V91L251 89L249 91H246V87L243 85L244 83H245V85L247 83V82H245L246 79H244V78H246V76H244V78H243V76L239 77L241 74H239V75L236 74L238 71L240 73L242 70H244L241 67L243 64L244 65L247 64V67L245 65V67H246L245 71L246 70L250 71V70H248L249 69V67H248L249 64L247 62L246 63L245 62L242 63L243 60H244L242 57H244L245 55L241 56V58L243 59V60L241 59V63L242 64L240 63V65H239V63L235 64L233 62V61L238 62L237 58L240 60L239 56L242 55V54H246V52L244 53V51H243V53L239 55V52L244 50V46L243 45L244 44L246 45V43L244 42L245 39L243 37L244 33L246 34V30H245V32L242 31L243 35L241 34L240 30L242 29V26L244 25V23H249V21H251V18L253 17L252 16L249 19L248 15H250V14H247V15H242L241 14L245 10L243 9V6L241 7L242 10L238 6V5H240L239 4L240 0H237V3L235 1H233V0H221V1L220 0L219 1L218 0L217 1L210 0L212 3L211 2L209 3L208 0L206 2L204 1V3H201V2H203L202 0H196V2H194L195 0L194 1L193 0H190V1L189 0H167L169 3L166 0H162V1H164L163 4L164 3L166 4V5L165 4L162 5L163 7L161 6V4H162L161 0H159L160 2L158 0H154V1L158 2V3H156V2L154 3L157 6V7H155L157 9V11H160V13H161V10H164V11H162L163 13L161 15L159 13H156V14H159L160 16H157L155 13H153V15H152L151 14L152 11H150V12L148 11L147 12V8H144V7H147L146 5L148 3V0H144V2H143V0L142 1L141 0H133V1L132 0L128 1L127 0L128 3H127V1L123 2L122 0L121 1L120 0H118V1L115 0L116 4L119 3V2L121 3V4H117V6H115V8H114V5H116V4H113L114 0H112V1L111 0H103V2H102V0H96V1H98L96 3H98V5H99L98 8L99 9L96 8V6H98V5L95 4V0L91 1L92 5H95V7L93 6V8H92V5ZM110 1H111V6L112 7L109 5ZM139 1H140V3H139ZM99 2H101V3L99 4ZM131 2L132 3L134 2V4H132L133 6L131 5ZM149 2H151V0ZM213 2L214 3L217 2V5L215 4V6H214ZM219 2H223L224 4L220 5L221 3H219ZM103 3H106V4H104V5H106V7L102 6ZM124 3H126V5H124ZM145 3H146V5H145ZM190 3L192 5V11H191V5H189ZM193 3H194V5H193ZM195 3L197 4V6H196ZM122 4L125 7L127 6V8L124 9ZM128 4H130V5L128 6ZM139 4H140V8L138 7ZM143 4H144V6H143ZM157 4H160V5H157ZM186 4H188L189 7H190V11H191V12L189 11L190 13L187 12L189 8L188 9L186 8V7H188V5L186 6ZM204 4L206 5L207 10H206ZM207 4H208V6H207ZM210 4L213 5L214 8H216V10H217L216 13L218 14L217 18H215V15H217V14L214 13L216 10ZM78 5L79 6L80 5L85 6L83 8L84 10L82 11V8H80V7H79V10H78ZM184 5H185L186 9H184ZM198 5H199V8H201L200 6H202V9H199ZM83 6H81V7H83ZM121 6L123 8H121ZM131 6H132V8H134L136 6L135 7L136 10L134 9L135 12L133 11V13H132L133 9H130ZM209 6H211L210 9H209ZM216 6L218 8L220 6V8L218 9ZM104 7L106 9L108 7V10L105 11ZM117 7L118 8L120 7V9H119L120 11L119 10L116 11V9H118ZM141 7H142V10L145 13L141 12L142 11ZM179 7L182 8L181 11H179V9H180ZM128 8H129V10H128ZM137 8L140 9L139 13H138L139 10ZM158 8H159V10H158ZM212 8L214 9V11H213ZM166 9L168 11H166ZM183 9H184L185 13H183L184 12ZM208 9L210 11L212 9L211 13L215 14V15L211 16L210 19H209V16L211 14H210V11ZM85 10H86V12H85ZM90 10H93L92 11L93 13L90 12ZM99 10H102L101 11L102 13ZM17 11H18V6H17V4H16V2L14 0H0V184H1L0 185V191H1L0 192V198L2 200V201H0V203L1 202L6 203L9 206V209H10V212H9L10 214L9 213L5 214L6 213L5 212L4 213L5 217H3V215H2L3 213H1V215H0V223L2 224V226L0 224V229H5L6 232H7L6 233V232H4V230H2V232H4V233H2V232H0V233L3 236H4V234L11 235V236H9V235L8 236L11 239H13L12 242L14 241V243H13L14 245L13 244H9V246H10L9 248L15 247L16 248V249H14L15 252H19V257L16 256L13 259V258H11V256H13V254L15 252L12 249H10V250H12L10 252H14L12 254L9 253L10 256L7 257V258H10L11 261L8 262L7 260H9V259H3L2 262H3V264H4V262H8L9 264H65L66 262H68V261H65V254L64 253L61 254L59 252L60 251L59 248L55 249L54 248L55 245L53 243H55V240L59 238V235L61 234L62 231L66 232L67 234H71V232L75 231L76 228H75V226H74V228L72 226L73 223L71 222V220H72L71 216H68L69 217L68 221L66 220V216L65 215L67 214V209L69 208V206H68L66 200H64L63 198L67 196L68 189L71 186H75V184L79 183L81 180H83V181H81L82 183H85L84 181H86V183L87 182H91L92 183L93 181H96L97 178L100 179V180L102 178H105V181L113 180L114 174L117 173V172L114 173V171H116V170H114V169H116V168H114V164H115V166L119 164V162H117L118 164L115 163V162L119 161L118 159H120V157H119L120 155L118 156V158H115V156H113L115 151L113 153V150H112V146L113 145L111 146V144H113L114 141H116V140L118 141L119 140L124 145L123 142L126 140V139L125 140H123V139L120 140V138L123 137V136H121L119 139L115 138L116 136H114V137L112 135L109 136V133L107 135V133L105 134L104 131H103V133L101 135L103 137H107V138H104L105 142H103V139H102V136H101L100 140L101 139L102 140H101V142H99L100 144L97 143L96 139H95L96 142H92V141H94V139H92V141H89L88 138L86 139V137L85 138L83 137L84 135L82 137L81 136L78 137V136H75V135L71 136V134L68 133V131L66 130V125L68 126L70 121L66 122V119H68L67 117H69L68 112L69 113L72 112L75 108H73V107L71 108V106H70L71 109L68 110L69 109L68 105H71V104L75 105L77 103H80L82 105L81 109H80V106L76 107V108H78V110L80 109L81 111L85 110L84 114H87V115H94L95 114V118H96V116L98 118L99 115L102 116L103 114H105V113H103V114L101 113L102 110L104 111V110L108 109L109 110L108 112H106V111H104V112H106L107 116L109 115L108 116L109 118L107 116H105L106 114L104 115L105 117L104 116H102V117L103 118L107 117V120L104 119L106 121L109 120L108 123L107 122L105 123V125L106 124L108 125V126L106 125L105 127H107L109 129L111 127L110 123L114 125L116 123V121H117L118 125H114V126H121V124H124V123L126 125L124 124L122 126H127V122H128L129 118H130L129 121H132L131 119L133 118L134 119L133 120L134 123H135L136 120L139 119L138 117H137L138 119H135L136 116H138V115L135 114L136 116H134V115H131L130 112H129V111L134 110L133 108H135V106H136V105H134V103H135L134 101L137 98H136L135 95H134L135 98L133 97L134 99L131 97V95H133L135 93L134 92L133 94H130V93H132L131 91H130V93L129 92H126V93H128L127 95H129L132 99H130L129 96L128 97H126V95L124 96L123 94H125L124 93L125 92L124 91L125 88H123V87L122 88L124 90L121 89L120 91L122 93H119V94H122L124 97H126V99L129 98L127 100H120V98H118L117 94H114L116 96H114L112 98L111 92H107V93L110 94V98L107 99V97H109L108 94H107L108 96L106 95L105 99L102 97L103 95L99 98V95L96 94V91L92 90L91 92H93L95 94V96L91 97V99H86V97H85V99H81L82 100L81 102H78V101L76 102V100H75L76 103H71V101L73 102L74 99H72V100L68 99V100H71L70 101L71 104L69 103L67 105L68 108H67L66 105H65L64 108L62 107L63 110H61L59 113H58L57 109L59 108V106L61 107V105L64 104L65 101L62 102L64 99H47L49 97H46V99H28L29 95L26 92V88L32 83H31V79L28 78L30 69H29L28 64L26 62L27 61V56H28L30 62L33 65H37L40 62L39 61L40 57L38 55L37 49H34V48L29 46V43L32 40L30 37L34 38L36 35L34 36L33 35L34 32H32L33 36H30L31 34H29V33H31V31L28 32V30H27L28 28H24V26L22 25V20L23 19L18 17ZM78 12H80V13H78ZM82 12H84V13H82ZM88 12H90V13H88ZM106 12L108 14H106ZM109 12H115V14H116V12H119V14H116L115 15L116 17L115 16L111 17V15H113V13L112 14L110 13L111 15L109 16ZM120 12H122V13H120ZM164 12H165V14H164ZM199 12H202L203 16H205V12H206V16L203 17L201 13L200 14H201L202 17L199 16L200 15V14H198ZM250 12H251L252 15L254 13L256 15L255 11H253V12L250 11ZM81 13H82V15H81ZM140 13H144V14H140ZM90 15H91V17H89ZM149 15H150V17H152V20L149 17ZM167 15H169V17ZM189 15H191L192 17H190ZM30 16H32L31 19L34 21V23H33L34 26L33 27L37 26L38 28H40L41 27L40 25H44L45 24L44 21L46 20L45 21L46 22V26H48V27L44 28L45 27L44 26V27H42L43 29L40 28V30H39L40 32H37L38 33L37 37L41 35L40 33H42L41 36H44V34H47L45 32V31H47L46 29L49 28L48 30H50V28L52 27V29L50 31V33H51L50 36L52 37V34L55 36V37H52L53 40L54 39L56 40V42L54 40V43L57 44V47L61 48V49L58 48V50H59L58 54L60 53L59 56H61V52H60L61 50H62V52L65 51V50H66L65 52L69 51L67 49V46H66L67 45L66 41L63 39V37L62 38L60 37V35L62 36V34L59 33L58 31H56L57 29H55V27L49 22V20L47 21L46 18L45 19L42 18L41 20L44 19V21H41V22H43V24H41L39 18L33 16V14H31ZM242 16H244V17L248 16L249 20H247L246 17L244 18ZM194 17H195V19H194ZM213 17L216 19V21H215V19ZM157 18H158V20H157ZM203 18L206 19V22L209 23V26H208V24L205 25L206 23L204 24L205 19H203ZM17 19H19L20 21H18ZM167 19L168 20L170 19L169 21H172V22H170L168 27H167V25L165 26V30L166 29L172 30V31H169L170 33L167 30L163 31L164 30L163 25H165L166 21H167V24H168V20ZM207 19H209V20H207ZM150 20L151 21L154 20V21L151 23ZM161 20H163V21H161ZM179 20H181V21H179ZM199 20H201L202 22L199 21ZM211 20L214 21L215 23L212 22ZM246 20L248 22H245ZM147 21L149 22V24L147 23ZM155 21L157 22L158 26H157V24H154ZM209 21H211L212 23L209 22ZM47 22H49L50 24H48ZM162 22L163 23L165 22V23L163 24ZM184 22H186V24ZM188 23H190V24H188ZM191 23H192V25H191ZM160 24H162L161 27H160ZM193 24L195 25V27H193L194 26ZM155 25H156V27H155ZM151 26H153V28ZM206 26H207V28H206ZM179 27H180V29H179ZM157 28L158 29L159 28H163V30L161 29V33L158 30L157 31L159 33H156V29ZM243 28H247V26H245V27L243 26ZM153 30L155 31V33L152 32L153 33L152 34L151 31H153ZM175 30L177 32L174 33L173 31H175ZM178 30H180V31L178 32ZM187 30H189V31H187ZM258 30H260V28ZM261 30H262V28H261ZM162 31H163V34H162ZM83 32H84V34H83ZM164 32H165V35H168V38L166 36H164ZM58 33H59V35H58ZM150 33H151V35H150ZM237 33H240V35L242 37L239 36V34H237ZM156 34H157V36H159V34H160L161 37L163 36L162 37L163 39L165 37V41H166V38H167V42H162V40L160 39L161 37L160 36H159L160 38L157 37ZM178 34H177V36L180 37V40H181L182 36L180 34L179 35ZM154 35L157 38H159V39L153 38ZM220 35H219V38L222 37ZM231 35L232 36L234 35V37L237 38V39H238V36H239V39L236 40L234 38L235 41L231 40V42L227 43L228 42V37H229V41H230V39H231L230 36ZM41 36H40V38L43 39ZM50 36H48V38H50ZM169 36H171L173 40L168 41L169 39H171V37L169 38ZM174 36L176 37V39H175ZM190 36H188L187 38H189ZM184 37H183V40H185ZM45 38L47 39V37H45ZM203 38L206 39L205 43H202V40L204 41ZM137 39H138V41H137ZM213 39H214L215 42L213 41ZM53 40H51V43L53 42ZM63 40H64L65 43L63 42ZM160 40H161L162 43L160 42ZM183 40H182V42H183ZM44 41L46 42V40H44ZM47 41H48V44H49L50 39L47 40ZM173 41H175V42H173ZM41 42H42V40H41ZM129 42H130V44H129ZM132 42H134V44H132ZM141 42H139V43H141ZM171 42H173V43H171ZM233 42L234 43L235 42L236 43H238V42L239 43H243L244 42L242 44L243 48L240 46L241 44L240 45L239 44L236 45V43L232 44ZM39 43L40 42H38V44ZM166 43H168V46L170 44L171 47L169 46V48H168ZM200 43H202V44H200ZM53 44H51L50 46L54 47L55 45H53ZM117 44L119 45V47H121L122 44H126V45L128 44V47L131 46L130 47L131 50L129 49L130 50L129 51L127 49V46H126L124 48V51H123L124 53L121 51L122 53L120 52V54H119V50L120 49L118 50L115 47V45H117ZM141 44H143V43H141ZM179 44H177V45H179ZM41 45H42V48H43L47 44L46 43H41ZM209 45H213L212 47H214L215 49L211 48V46H209ZM50 46H48V47L50 48ZM138 46L139 45L137 43V47ZM155 46L158 47L157 44ZM164 46H166V47L164 48ZM175 46H173V47H175ZM201 46L202 47L204 46V48H200L199 49V47H201ZM207 46L210 49L206 48ZM132 47L133 48L135 47V48L133 49ZM176 47H179V49H181L180 46H176ZM230 47L233 48L232 46H230ZM44 48H46V47H44ZM175 48L172 49V50H177V51H180L181 53L183 52V51H181L182 49L179 50V49H177V48L175 49ZM238 48H239L240 51L238 50ZM115 49H116V51H115ZM125 49H126V51H129V52H126ZM194 49H196V50L194 51ZM197 49L200 50V51H198ZM207 49H209L208 52H210V53H212L211 51L214 50L213 52L220 53L221 55L220 54H218V55L216 54L217 55L216 56V55H214V53H212L214 56H216V58L215 57L214 58L211 57L212 61H210L211 58L209 56H211L212 54L209 55V53H206V56L204 54L207 51ZM220 49L222 51H220ZM236 49L238 50V52H236V53H238L237 54L238 56L236 55L237 58L235 59V57H234L235 56V52L234 51ZM191 50H193V52H191ZM203 50H205V51H203ZM51 51H52V49H51ZM53 51H54V49H53ZM135 51H136V49H135ZM103 52H101V54H104ZM115 52H118V53H116V57H115ZM173 52H175V51H173ZM180 52H177V54L180 55L179 54ZM133 53H132V55L134 56L133 58L137 59V61H138V58H135L136 56ZM222 53H223V55H222ZM66 54H70L71 55L72 53L68 52ZM70 55H68L69 59H66V58H68L66 56V58H65L66 60H63V58H60V59L63 60V61L60 60L61 62L66 61V63L65 62L63 64L61 63L62 65L66 66V64L68 65L67 60H70V63H72L73 61H71V60L72 59L74 60V58H77L73 54L71 55V57H70ZM184 55H186V54L183 52V54L181 55V56H183V59H184ZM224 55H226L227 57H225ZM130 56H131V54H130ZM130 56H128V57L125 56L123 58L124 59L123 61H125V59H126L125 62H127L128 61L127 59H130L129 58ZM201 56H203L204 58L206 57V58L203 59V57L201 58ZM218 56H219V58H218ZM70 58H72V59H70ZM221 58H222V60H221ZM80 59H82V57H80ZM219 59H220V61H219ZM215 60L219 61V63L217 65H220V64L223 63V65H222L223 67L221 65H220L221 68L218 66V69L220 68L219 71L215 68V70L217 72H213L215 70L213 68H209V66H211L213 64L212 62H214V64H213L214 67L215 66L217 67ZM57 61H59V60H57ZM74 61H77V59H75ZM131 61H132V56H131ZM137 61H136V63H138V64L140 62H143V64L145 66H147L146 68H148V66H149V68L151 66H153V64L149 65L148 64L149 62L148 63L145 62V63H147V64H145L144 61H141V60H140V62H137ZM122 62H121V64H123V67H121V65L120 66L117 65L118 63H115V64L117 65L116 67L119 66L117 70L120 69L119 71L124 72V74L122 73L121 76H116L115 74L111 73V74H109L110 77L111 76H112V78L113 77H116V78L118 77L120 80L123 77V78H127L126 79L127 81H130L132 78L134 79V77H132L131 75L134 73L133 72L134 67L136 68L138 65H136V66L134 65V64H136V63H133V62H135L134 60H133V62L128 61V63H126V64L128 65L129 62H130L132 64V66L134 65V67L132 69H129V67H132V66H130L131 64H129V66L127 68L128 70H127V69H125L126 68L125 66H127V65L124 64L125 62L124 63H122ZM207 62L211 63V65L206 64ZM17 64L20 65V69L17 68ZM213 65L211 67H213ZM226 65H227V68L225 67ZM237 65L242 70H239ZM230 66H232V68H234V67L238 68V70L237 69L234 70V71H236L235 75H237V77H239V81L245 80L244 83L239 82V81L237 82L238 78L234 77L235 75H234V72H233L232 68H231V71H232L233 74H227L229 72L231 73V71H229L230 69H228V68H230ZM153 67H155V66H153ZM153 67H151L150 70H149V68L147 70L150 72L151 70L154 69ZM141 68H144V67H141ZM222 68H224V69H222ZM225 68L228 71H226ZM155 69L160 71L157 68H155ZM221 70H222V72H221ZM119 71H118V73L121 74ZM135 71H137V69ZM138 71H139V68H138ZM141 71L138 74L140 75V73H141L142 77L145 76V74H143V73H145L146 71L145 72L144 71L141 72ZM154 71H152V72L155 73V74H153L152 72L150 74H149V72H147L148 74L146 73V75L152 80L158 79V78H155L157 73L154 72ZM128 72H130V73H128ZM225 72H226V76H228V77H230V75L233 76V77H231L232 80L230 82H229V80H227L226 76L222 75ZM126 73H128V74H126ZM246 73L247 72H245L244 74L247 75L248 73L247 74ZM138 74H137V76H139ZM244 74L242 73V75H244ZM128 75H130L131 77L128 78ZM162 75L164 77H169V76H166V75H169V74L166 73V75H164L163 72H162L161 73V77L162 78L158 79V81L155 80V81H157V84H156L155 81H152L153 82L152 83L151 80L148 78V80H150V81H146L147 84H148L147 86H149V87L153 86V87L152 88L150 87V89H149V87H147V88H148V90L152 89L154 92L152 91V93H149L150 91L148 92L147 89L144 91L145 93L141 91V93H144V94H148V93H149L148 95L151 94L150 96L152 97V99H141L142 100V104H145V107L151 113L153 111L155 112L156 110L159 111V112L156 111L155 112L156 114H158V113L161 114V112H163V114L167 113V114H171V116H172L173 110H174L173 114L178 113L177 111H179L180 114H182L183 112H186V110H188L189 108H191L190 109V113H188L189 112V110H188L186 112L187 113L186 115L183 114L181 116H184V115L185 116H187V115L189 116L191 113H194V112H192L194 110V106L192 104H189V102L192 103V99H199V98L203 99L202 96H201L202 98L200 97V93L196 94L192 90H189L190 88H189L188 84L186 82H184V80L187 79V78H185V76L184 77H182V76L176 77L178 75H175V76H173L174 77L173 78L170 75V77L172 79L171 78L165 79ZM15 76H17V81H18L17 82V85H18L17 90L13 89V81H14ZM158 76L160 78V74L159 73H158V75L156 77H158ZM218 77H220V79ZM224 77L226 79H224ZM123 78L121 80L122 82L125 81V80L123 81ZM179 78H180V80H179ZM135 79H138V78L135 77ZM162 79H163V82H162ZM233 79H234V81H233ZM235 79H237L236 82H235ZM240 79H242V80H240ZM141 80L142 81L139 82L140 83L139 85H141V83L145 82L144 79L141 78ZM216 80H215V82H216ZM222 80H223V82H222ZM224 80H226V81H224ZM80 81H82V80H80ZM80 81L77 82V83H81ZM138 81H139V79H138ZM159 81L162 83V86H161V83L160 84L158 83ZM232 81L234 83H232ZM122 82L119 81V83H122ZM119 83L117 81V84H119ZM238 83H242V84H239L240 86L243 85L242 89H241L242 92L243 91H244V93L247 92L245 95L242 92L239 93L241 96L243 95L245 98H243V97H235V94H233V92L235 90L239 91V89L241 88L238 85ZM149 84H151V85H149ZM234 84L238 85V86H234ZM260 84H261V82H260ZM217 85H215V86H217ZM231 85L233 86V88H232ZM105 86L106 87H104V90H106V91H109L110 88H113V87H110L112 85H110V86L109 85H105ZM107 86H108L109 90L105 89V88H107ZM142 86H144V88H145L146 84L144 83ZM227 86H229L231 88V90L232 89L234 90L235 87L237 89H235L232 92H227V91L230 90V88H227ZM159 88L161 90H163V94L164 95L166 94V96H165L166 99L164 98L163 94H162L163 97L160 96L161 93L159 91H161V90ZM165 89L170 90V92L166 91ZM225 89H226V91H223ZM214 90H216V91H214ZM110 91H112V89ZM126 91H128V90L126 89ZM224 92H225V94H226V92L229 93V95L233 94L235 99H234V97H233V99L231 98L233 95H231V97L225 96ZM104 94H106V93H104ZM135 94H137V93H135ZM167 94H168V96H167ZM219 95H220V97H219ZM123 96L121 97V95H120L121 98H123ZM144 96H143V98H145ZM222 96H224V98ZM154 98H161V99H154ZM236 98H238V99H236ZM181 99L183 101V104L181 102ZM226 99H228V102H227ZM78 100H80V99H78ZM143 100H144L145 103L143 102ZM177 100H180V101H177ZM139 101L140 100H138V102ZM230 102H231V105H234V106L236 105L235 110L230 108V106H229ZM65 103H67V102H65ZM177 103H178V106H182L183 105V109L185 108V110H183V109L181 110L180 108H182V107H176ZM166 104H169V105L167 106ZM223 104H221V105L223 106ZM188 105L189 106L192 105L193 108H192V106L189 107ZM222 106L221 107L219 106V107L222 108ZM146 108H144V109H146ZM174 108H176L177 111H175L176 109H174ZM65 109H67V110H65ZM136 109H137V107H136ZM136 109H135V111H136ZM165 109H167L166 111H168L169 113L166 112ZM222 109H224V108H222ZM171 110H172V112H170ZM233 110H234V112H233ZM148 111H144V112L149 113ZM227 111H229V114L227 113ZM78 112H75V110H74V112L70 113V114L73 117H76V114L77 115L80 114L81 115V116H79L80 120L77 119V117H76V119H77V122H78V120H79V122H81L84 119L83 118L84 115H83V112L82 113H80V112L78 113ZM99 112L101 114L96 115ZM160 114H158V116ZM163 114H161V115H163ZM165 114H164V116H165ZM179 115L178 116H177V114L173 115L172 117H174L175 119H173L172 117L169 119L170 115H168V119L169 120H167V118L165 120L168 123V125L170 123V128L172 127V124L175 125L174 123H176V122H178L177 125H180V126H181V123H183L182 125L185 124L183 126V129H185L188 132H190L189 133L190 135H188L190 137H188L187 133L185 131L186 139L188 140L187 142H189V141L192 142L191 138H193V141H194L195 137L197 136L196 137L197 141L195 140L194 143L192 142V143L189 144V145H191L190 148L188 147L189 146L188 143H187V146L184 145V146H186V148L188 147L187 148L188 152L191 151L189 153L195 154L194 152L196 150L197 151L199 150L201 152L207 146V144H209V145L213 144L212 146H214L216 148L219 145L218 146L219 150L222 149L223 145H220L222 143V140L220 139V137L219 138L216 137V136H219L218 135L219 134V129H218V131H216L217 130L216 128L218 127L217 126L218 124L215 121V117H213V119H212V117L211 118L209 117L207 119L208 121L206 120V122H209L208 124L210 125L209 127H206L208 124L205 126L206 122L203 121L202 119H197L198 117H194L196 115L193 116L191 114L189 117L188 116L187 117L184 116L185 118L189 119L187 122H184L185 118L183 119V117H182V120H177V119L181 118ZM142 116L140 118L141 120L144 118ZM175 116H177V119H176ZM235 117H237V118H235ZM103 118H101V120L104 122ZM116 118L123 119V121H121V120L118 121V119H116ZM194 118L196 120V121L194 120L196 122L195 125H197L199 120L202 121L201 123L199 122L201 125L203 124V126L200 127L203 130V132L201 131L202 133L199 132V130H201V129L198 130V129H194L196 127L193 128V126H194L193 119ZM114 119H116L115 122L113 121ZM171 119H172V122H170ZM187 119H185V121ZM239 119H241V121ZM110 120H112V121H110ZM191 120H192L193 123L192 122L189 123V121H191ZM211 120H213L212 122H214V124L216 123V125L211 123ZM236 120L238 121V123L236 122ZM133 121L131 123H133ZM163 121L164 120H162V122ZM83 122L86 123V121H82L81 123H78L80 127H81L80 124H82ZM119 122H121V124H119ZM102 123L100 121V118L97 119V120H93V121L91 120V122H90V124L94 125V126H92L93 130H95L94 129L95 127H97L96 129L98 130V126H100ZM131 123H129L128 125H130ZM139 123L141 124V122H139ZM139 123L137 124L138 128L143 126V124H144L143 123L140 126ZM157 123H156V126H159L158 127L159 130H161L163 127H166V125H167L166 124L163 127H161L160 126L161 121H160V123H158L159 125ZM164 123L165 122H163V124ZM186 123H188V124H186ZM199 123H198V125H200ZM86 124H89V123H86ZM211 124H213V125H211ZM82 125H84V124H82ZM133 125H132V127H133ZM198 125H197V128H199ZM63 126H65L64 129H63ZM85 126H87V125H85ZM103 126L104 125L100 126L99 128L102 129V128H104ZM211 126H213L215 128H213ZM135 127H136V125H135ZM175 127H173V128H175ZM87 128H89L88 129L89 132H90V130H92L91 127H85L84 129H87ZM107 128H105L103 130H107L109 132L112 131L111 130L112 127L109 130ZM114 128L116 129V127H114ZM124 128H125V130H123V128L121 130L118 129V128L117 129L120 130V131H123L124 133H126V131L129 128V126L127 128L126 127H124ZM207 128L208 129L212 128V130L208 131ZM136 129H137V127H136ZM163 129H164V131H162V132L165 133V135L164 134L163 135L159 134V136H158L155 133L156 136L159 137V139H161L162 136H164L167 139L166 134H169V133H166V131H165L166 128H163ZM213 129L214 130L216 129L215 133H218V134L212 135L211 133L214 132ZM88 130H86V131L88 132ZM93 130L91 131V133L93 132ZM194 130H195V132H194ZM130 131H131V134H133V129H131ZM134 131H135V128H134ZM210 131H213V132L210 133ZM97 132H96V134H97ZM207 132H209L208 135L210 136V138H207L208 137L207 136ZM203 133L204 134L206 133V136ZM113 134L116 135V134H118V132L116 131V134L115 133H113ZM126 134H128V133H126ZM98 135H99V132H98ZM121 135H122V132H121ZM198 135H199V137H198ZM255 135L251 138V143L255 147H258L259 144H260V139L257 137L258 135L257 136H255ZM129 136H128V138H130L132 135L130 137ZM133 136H134V134H133ZM156 136H153V137H156ZM157 137H156V139H158ZM98 138H99V136H98ZM189 138H190V140H189ZM89 139H90V137H89ZM131 139L133 140L134 138H131ZM200 139L203 140L204 142L205 141H208V142L204 143L203 141H199ZM210 139H213V140L210 141ZM216 140H218V141H216ZM129 141H130V139H128L127 143L126 142L125 143L128 144ZM213 142H215V143H213ZM163 143H165V142L161 143V141H160V144H162L161 147L164 146ZM203 143L205 144L204 146L202 145ZM122 144L120 146L116 145V147L119 148V147L123 146ZM185 144H186V142H185ZM201 146H203L204 148L201 147ZM197 147H200V148H197ZM113 148H114V146H113ZM195 148H196V150H195ZM166 149H167V145H166ZM177 149H178V146H177ZM116 150L119 152L118 149H116ZM167 150H168L167 154L169 153V154L173 155V153L170 152V149H167ZM117 151H116V153L118 154ZM192 151H194V152H192ZM140 156H142V155H140ZM169 156L171 157V155H169ZM173 156L176 158V154L173 155ZM148 157L146 158L148 160L142 159V157H141V159L143 160L141 162L142 163L145 162L146 164H145V166H143V164L141 162H139V163L142 164V166H140V167L138 166V168L135 167L136 168L135 169L136 172L133 171L134 170V168H133V170L131 169L132 171L130 169H128L130 172L126 171L128 174L126 172L123 173L124 175H123L122 179L125 180V178H126V181L128 180L130 182V184H131L130 186L132 187L131 188L132 193L129 194L130 188H129V191H127L125 189V187H121L120 183H114L116 186H118V189H120L121 194L122 195L124 194L121 198L123 199L122 201H126L127 202V203L124 202L125 205L126 204L128 205V207L126 206L127 210H129V207H130L129 205H130L131 202L133 203V205L137 203V206H136L137 208L134 209V206L131 205L130 209L133 208V211L132 210H129V211H132V214H133L132 216L133 217L137 216V219L140 218V219L145 220L146 223H147L146 227H149L151 229V230L148 229V232H146L147 229L144 226L146 224L145 222H144V224L140 223L141 226H139L140 225L139 223H138L139 224L138 226H137V223L134 224V225H136V230L138 231V233L140 232L139 235L141 236L140 239L142 240L143 245H144V243H146V241L149 242L148 240L145 239V238H147V235L149 236V230H150V233H151V231L153 233V230H152V227H153L154 231H155L154 235L152 234L153 237L149 236V238L151 239V242L154 243L153 246H152L153 254L152 255L151 254L148 255V253H144L145 254L144 255L143 253H140L139 252L140 249H138L137 250V254H136V258L138 256L140 258L141 257H145L144 259L141 260L143 262L142 264H144V262H149V264H166L165 260L167 259V257L168 258L172 257L171 254H173V253H178V255L179 254L182 255V252H184V254H185V250H187L186 252L188 254L190 253V255H194L196 252H202V248L200 247V244L197 245V243H201V241L203 239L200 241V237H199V241H198V239L196 237V233H195V229H194V227H195V225H194L195 218L190 215V214H192V215L195 216V213H193V212H191L189 210L187 202L183 203V201H185V200H183V201H182V199L180 200V198H179L180 195H178L176 193H174V194H170V193H166L165 194L164 193L165 196L166 195L167 196L165 197L164 194H162L163 196L159 198L161 193L156 191V187H158L159 182L161 181V180L159 181V177L161 176V173H162L161 170L164 172V171L169 169V167L167 166V163H165L164 160H160L161 163H164V164H162L163 166H161V170H160V167L158 165H160L161 163L158 164L159 163L158 161L154 162L155 160H153L155 157H159V156L155 155V157H154L152 155V157H151V155H150V157L152 159L148 158ZM174 157H172V159ZM149 160L150 161L153 160L154 163L158 164L157 165V164H154L152 162L153 163V167L157 165V167H155L156 169L153 168L150 165L152 163L148 162ZM157 160H159V159H157ZM139 163H137V164L140 165ZM116 167L119 168V166H116ZM144 167H146V169ZM166 167H168V168H166ZM117 170H119V169H117ZM140 170L142 172H144V173H142ZM153 170H154L155 173H153ZM158 172H159L160 176L158 175ZM86 173H87V175H86ZM139 174H140V176H139ZM144 174H146L147 176L146 175L144 176ZM148 175H152L153 176L152 180L153 179L155 180V179L158 178L157 179L158 182H157V180H155L156 183L154 181H150L151 185H152V182H154L156 184L155 185L153 183L154 187H152L150 184H148L149 180H151V178L148 179ZM115 176H118V178L120 177V179L122 177V175L120 176V174L119 175L115 174ZM142 176H144V177H142ZM152 176H149V177H152ZM131 178H132V180H131ZM143 178H145L146 180L148 179L147 184H146V180H144ZM116 180H118V179H116ZM101 181H104V180H101ZM145 184L148 185V187ZM139 186H141L142 188L139 187ZM3 188H5V190ZM65 188H67V189L65 190ZM152 188H155V189H153L155 191H153ZM112 190L113 189H110L109 191L112 192ZM131 194L133 196H131ZM168 194H170V195H168ZM163 197H165V198H163ZM135 198H136V200H135L136 202L134 203L133 201H134ZM161 198H163V199H161ZM167 198L169 199V201H168ZM181 198H183V197L181 196ZM128 200L130 202H128ZM224 201H226V200H224ZM2 206H3L4 209L6 208L4 205H0V207H2ZM138 207H141V208H138ZM155 207H157V208H155ZM138 216H139V218H138ZM6 218H7V221L5 220ZM147 221H149V223L151 224L152 227L150 226V224ZM138 222H143V221L139 220ZM141 227H145L146 231H144L143 230L144 228H141ZM80 228L81 229H85L86 225L81 223L80 224ZM98 229H99V231L97 230V228H95V230H97V231L94 230V233L95 232L96 233L97 232L98 233L102 232V231H100V229H102V228L99 227ZM133 229H135L134 226H133ZM108 230H109V228H108ZM136 230H134V231H136ZM137 231H136V233H137ZM145 233H147V234H145ZM84 234L85 233H83V235H82L83 237L85 236ZM95 234H93V235H95ZM164 234L167 235V238L165 237ZM2 235H0V237H2ZM144 235H146V236H144ZM91 236L89 234H88L87 237L85 236V238H87L86 239L87 242L93 241L92 237H94V236H92V237ZM200 236H201V234H200ZM9 237H7V238L9 239ZM164 237H165V239H164ZM97 238L98 237H95L94 239L97 240ZM102 239L105 240L104 238H102ZM8 242H10V240ZM219 242H220V238H218L217 242H216V240L213 237V235H211V234L208 235V238L206 240V246L207 247L206 248L204 247V249H206L207 252H205V253L202 252L204 254L205 259H207L206 261H208L207 262L208 264H226L225 259L228 256L229 252L227 253V251H223V250H225L223 248L219 249L218 248ZM87 244H89V243H87ZM11 245H13V246H11ZM89 245H91V244H89ZM239 249H243V247H240ZM145 252H147V251H145ZM218 253H222V254L219 255ZM178 255L173 254L174 261L171 262L173 260L171 258L172 260L169 259V262H171V264L178 263V262H175V261L180 260L179 257L183 258V256H184V255H182V256L181 255L178 256ZM175 256L176 257L178 256L179 259L177 258L175 260V258H174ZM191 261H194V260H191ZM181 263L184 264V261L181 262ZM5 264H7V263H5Z\"/></svg>",
    "mask_w": 264,
    "mask_h": 264
}]
</instances>
